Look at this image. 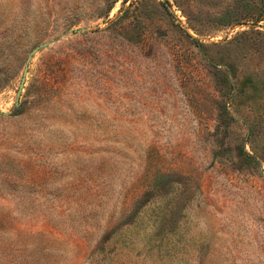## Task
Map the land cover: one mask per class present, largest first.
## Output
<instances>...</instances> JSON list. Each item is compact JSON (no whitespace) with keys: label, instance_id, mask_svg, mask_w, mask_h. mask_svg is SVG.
<instances>
[{"label":"rangeland","instance_id":"obj_1","mask_svg":"<svg viewBox=\"0 0 264 264\" xmlns=\"http://www.w3.org/2000/svg\"><path fill=\"white\" fill-rule=\"evenodd\" d=\"M0 111V264H264V0H0Z\"/></svg>","mask_w":264,"mask_h":264},{"label":"water","instance_id":"obj_2","mask_svg":"<svg viewBox=\"0 0 264 264\" xmlns=\"http://www.w3.org/2000/svg\"><path fill=\"white\" fill-rule=\"evenodd\" d=\"M46 43H43V44H40L39 46H36L35 48H33L28 57L26 58V61H25V64H24V68H23V72H22V76H21V79H20V83H19V86H18V89H17V93H16V98H15V107H17L19 105V98H20V95H21V91L24 87V84H25V80H26V76H27V72H28V67H29V62H30V59L31 57L33 56V54L36 52V50H38L40 47H43L45 46ZM0 113L2 114H5V112H1Z\"/></svg>","mask_w":264,"mask_h":264},{"label":"trees","instance_id":"obj_3","mask_svg":"<svg viewBox=\"0 0 264 264\" xmlns=\"http://www.w3.org/2000/svg\"><path fill=\"white\" fill-rule=\"evenodd\" d=\"M230 23H231L230 20H225L224 22H222V24H230ZM237 23L239 22H234V24H237ZM160 177L164 179L166 177V174H160Z\"/></svg>","mask_w":264,"mask_h":264}]
</instances>
